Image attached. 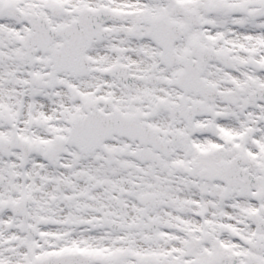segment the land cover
Listing matches in <instances>:
<instances>
[{"label": "snow or ice", "instance_id": "snow-or-ice-1", "mask_svg": "<svg viewBox=\"0 0 264 264\" xmlns=\"http://www.w3.org/2000/svg\"><path fill=\"white\" fill-rule=\"evenodd\" d=\"M0 264H264V0H0Z\"/></svg>", "mask_w": 264, "mask_h": 264}]
</instances>
